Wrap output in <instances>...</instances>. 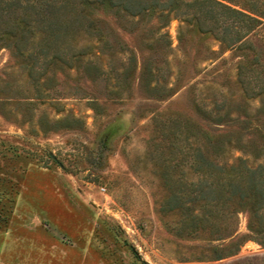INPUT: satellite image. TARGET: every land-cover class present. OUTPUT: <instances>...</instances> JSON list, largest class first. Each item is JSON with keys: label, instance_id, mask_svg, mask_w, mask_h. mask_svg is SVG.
I'll return each mask as SVG.
<instances>
[{"label": "rangeland", "instance_id": "obj_1", "mask_svg": "<svg viewBox=\"0 0 264 264\" xmlns=\"http://www.w3.org/2000/svg\"><path fill=\"white\" fill-rule=\"evenodd\" d=\"M104 19L102 35L86 28L54 46L71 67L50 85L48 71L0 48V264H264V244L249 239L214 259L233 230L248 232V215L238 211L215 232L213 216L187 195L197 177L182 161L184 134L169 128L174 118L201 122L195 103H223L232 117L244 110L249 148L261 143L253 126L259 119L264 135V90L251 88L264 78L252 62L258 53L264 61V26L238 49L189 11L149 7ZM40 41L36 34L37 52ZM79 49L98 69L94 82L71 65ZM261 153L231 146L224 160L256 166Z\"/></svg>", "mask_w": 264, "mask_h": 264}, {"label": "trees", "instance_id": "obj_2", "mask_svg": "<svg viewBox=\"0 0 264 264\" xmlns=\"http://www.w3.org/2000/svg\"><path fill=\"white\" fill-rule=\"evenodd\" d=\"M226 1L228 3L220 0H0V48L8 49L24 67L30 64L31 71L41 69L40 75L48 71L45 82L50 85L55 81L57 72L63 74L71 67L55 45L65 42L67 38H75L86 28L102 35L104 14L133 10L140 12L156 7L182 13L192 12L200 28L209 26L210 30L220 33L223 40L238 43L235 46L240 49L252 33L260 31L264 26V0ZM54 5H58V9L52 8L50 12V7ZM36 34H40V42L45 44L38 52L34 50L33 42ZM260 49L257 48L259 51ZM50 50H53V54L46 60V56L42 54H49ZM69 58L79 77L93 82L98 78L97 67L91 66L89 62H82L83 53L80 49ZM40 60L45 64L43 68ZM253 61L259 67L264 66L259 53L252 57ZM243 64L247 63L240 61V68ZM143 68L147 72L150 67L144 65ZM128 72L130 69L125 70V76H128ZM243 76H239L238 81L247 91V86L243 85ZM262 78L257 82L258 89L251 88L255 93L264 90ZM151 90L154 93L158 91L157 87ZM223 105L216 104L213 109L208 110L195 103L193 109L202 124L188 116L183 122L179 118L172 119V126L169 127L172 134L174 131L184 134L186 148L182 161L197 177L196 181L186 183L188 198L200 201L204 214L213 216L215 232L222 229L224 220L238 211H244L248 215V232L235 236L233 230L229 234L233 239L227 245L212 249L214 259L222 258L225 253H235L247 239L264 244V164L250 166L241 157L231 163L224 160L226 147L231 146L244 152L250 150L255 157L262 154L263 123L258 119L253 126L261 143H252V148H249L243 141L249 124L244 118V110L237 108L238 115L232 117L229 107L221 112ZM175 196L176 194L172 196L171 208L178 207Z\"/></svg>", "mask_w": 264, "mask_h": 264}]
</instances>
